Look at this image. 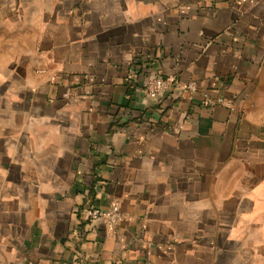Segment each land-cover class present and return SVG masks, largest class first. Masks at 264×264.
Segmentation results:
<instances>
[{
    "label": "crops",
    "instance_id": "1",
    "mask_svg": "<svg viewBox=\"0 0 264 264\" xmlns=\"http://www.w3.org/2000/svg\"><path fill=\"white\" fill-rule=\"evenodd\" d=\"M0 264H264V0H0Z\"/></svg>",
    "mask_w": 264,
    "mask_h": 264
},
{
    "label": "built area",
    "instance_id": "2",
    "mask_svg": "<svg viewBox=\"0 0 264 264\" xmlns=\"http://www.w3.org/2000/svg\"><path fill=\"white\" fill-rule=\"evenodd\" d=\"M146 94L150 97H163L170 90H180L182 92L196 94L199 91L198 83L195 81L184 82L174 76L156 75L149 78L144 86ZM204 104H209L208 96L205 95ZM91 223L103 222L113 227L125 219L120 205L114 203L109 209L91 208L89 211Z\"/></svg>",
    "mask_w": 264,
    "mask_h": 264
}]
</instances>
